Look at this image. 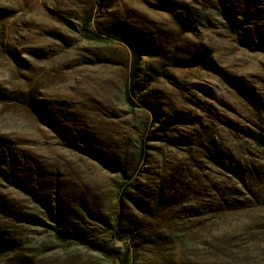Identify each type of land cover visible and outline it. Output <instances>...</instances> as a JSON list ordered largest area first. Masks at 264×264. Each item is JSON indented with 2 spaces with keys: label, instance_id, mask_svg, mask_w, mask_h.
<instances>
[{
  "label": "rangeland",
  "instance_id": "rangeland-1",
  "mask_svg": "<svg viewBox=\"0 0 264 264\" xmlns=\"http://www.w3.org/2000/svg\"><path fill=\"white\" fill-rule=\"evenodd\" d=\"M0 264H264V0H0Z\"/></svg>",
  "mask_w": 264,
  "mask_h": 264
},
{
  "label": "trees",
  "instance_id": "trees-1",
  "mask_svg": "<svg viewBox=\"0 0 264 264\" xmlns=\"http://www.w3.org/2000/svg\"><path fill=\"white\" fill-rule=\"evenodd\" d=\"M133 50L135 56H137L138 54V49L137 47L135 46L134 42H129V41H125Z\"/></svg>",
  "mask_w": 264,
  "mask_h": 264
}]
</instances>
